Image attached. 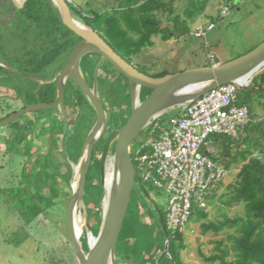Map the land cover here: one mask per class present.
Listing matches in <instances>:
<instances>
[{
  "label": "trees",
  "instance_id": "1",
  "mask_svg": "<svg viewBox=\"0 0 264 264\" xmlns=\"http://www.w3.org/2000/svg\"><path fill=\"white\" fill-rule=\"evenodd\" d=\"M66 2L74 17L92 27L118 53L128 59L141 53L145 47L153 46V37L156 35H161L162 39L167 41L175 37L174 33H186L190 29L187 22L179 20L178 16L173 20L174 28L161 17L164 13L173 14L174 0H123L120 8L106 11L92 10L89 14L80 4L71 3L68 0ZM0 5L16 10L13 18L0 16V28L4 25L6 30L10 29V34L6 37H13L16 40L12 47L6 44V49L11 51L10 53L6 52V56L9 58L12 55L13 60L2 62L10 68L0 65V71L5 72L6 74H4L11 80L14 79L13 75H20L35 82L26 94L22 93L24 98L20 97L22 98L20 99L21 109L36 103L54 102L57 98L56 82L41 84L23 73L31 74L43 80L53 78L63 68L67 58L74 47L83 39V36L63 23L52 0H28L20 9H17L11 0H0ZM189 11L188 9L187 13L192 17L194 12L191 10L189 13ZM1 41L2 38L0 37ZM62 55H64V60L60 63L61 60H58ZM99 57L98 54L90 53L83 60L87 71H91V76ZM56 62L58 66H54L57 64ZM168 73V71H163L155 77L164 76ZM100 82L105 84V79L100 78ZM145 89L152 91L149 88H143L141 97ZM241 89L243 88L239 87V103L249 106L253 121L244 130L248 133L247 139L244 138L243 140L242 138V141H239L240 138H235L239 143L246 140L249 145L241 152L245 163L238 173V180L229 187L231 193L227 204L243 203L244 215L233 218L225 215L224 219L219 222L202 223L204 234L209 231L219 233L226 229L233 231L227 235V240L231 242V245H225L224 241H219L217 244L218 252L209 257L201 252V256L206 261L218 262V264H264V160L259 156H254L258 151L264 152V118L254 120L257 115L254 114L252 103L254 97L264 99V74L257 77L250 86L244 88L248 92L250 102L240 101ZM65 105L71 126L67 140V152L70 158H73L80 156L87 134L96 120V113L83 91L73 82L72 85L70 82L66 85ZM19 110L9 112L1 119L10 117ZM58 112L61 114L60 119L57 118ZM75 113H77L76 118L73 117ZM24 120L27 122L24 123ZM166 120V118H162L161 122ZM39 123L41 125L38 127L41 129L36 128L37 133L30 138L32 126L34 127V124L38 125ZM7 126L9 129L15 130L11 134L16 140L17 153L30 157L39 150L32 143L35 138L45 133L46 129L51 130L50 145L45 150L46 153L41 161V166L37 171L32 172H26L24 169L21 182L16 186V215L21 217L24 224L29 225L41 214L57 207L59 205L57 199L62 194L72 195L73 170L66 161L62 143H59L55 136L58 132H64L65 118L59 107L39 109L35 114L27 113ZM233 141L234 139L228 136L214 137L215 145L219 148L224 147L227 155L230 153V146ZM12 146L10 144L9 150L14 148ZM101 153L102 143L99 142L93 152L85 193L88 216L94 234H98L101 225V202L104 197L100 169ZM56 157L59 159V163L55 162ZM132 157L136 170L140 174L133 150ZM224 158L223 164L230 169L231 160L226 156ZM214 159L218 161L219 158L216 156ZM235 159L237 158L235 157ZM60 183L62 190L63 188L66 189L65 192L61 191ZM144 183L156 198L154 194L156 188L153 184L148 181H144ZM47 189L48 192H46ZM12 191L14 192L13 188L10 194ZM138 193L148 201L149 206L138 197ZM215 196L216 191L208 197V204ZM139 206L149 214L151 224L141 220L138 212ZM163 212L165 214L164 210ZM208 217L209 212L206 208H196L190 221H204ZM168 234L170 236V254H164L166 234L161 220L153 204L136 183L119 238L118 264H124V262L131 260L138 264H188L184 262L181 256L182 250L187 248L183 231L175 233L168 231ZM82 241L84 248L88 250L84 239ZM68 243L71 245L70 239Z\"/></svg>",
  "mask_w": 264,
  "mask_h": 264
},
{
  "label": "rangeland",
  "instance_id": "2",
  "mask_svg": "<svg viewBox=\"0 0 264 264\" xmlns=\"http://www.w3.org/2000/svg\"><path fill=\"white\" fill-rule=\"evenodd\" d=\"M68 1L80 4L88 14L92 10L106 11L120 8V4L123 2V0ZM225 7L229 8L226 14L223 13ZM173 8V14L164 13L160 16L171 27L174 24L173 20L178 16L179 20L187 22L190 28L189 31L186 33L176 32L174 33L175 37L167 41L163 40L161 35H156L153 37V46L145 47L141 53L133 55V59L141 66V69L151 76L163 71L175 73L199 67L207 61L210 53L217 55L220 61L227 62L253 50L258 46L257 43L264 39V0H174ZM188 9L194 12L192 17L187 13ZM15 11V8H4L0 5L1 17L13 18ZM213 20L216 22V28L213 31L207 32L208 34L205 38L195 37L194 31L197 27H205ZM10 31V29L6 30L4 25L0 28V37L2 38L0 46H4L2 47L4 52L0 47V65L4 67L6 65L2 62L13 60L12 55L9 58L6 56V52H9L6 49V44L12 47V44L16 41L13 37H6L10 34ZM63 60L64 55L58 61L61 63ZM54 66H58V63ZM103 68L106 73L110 71L108 65ZM4 73L0 71V120L7 113L22 107L20 101V99L24 98L22 93L26 94L35 84V82L20 75H13V80L8 79L5 75L6 73ZM27 74L25 73L26 76ZM87 74L91 76V71L88 70ZM103 74L102 70L101 75ZM105 78L102 97L106 108L110 112V126L114 129L120 128L129 119V111L131 109L129 87L125 84L124 88L119 87V85L115 87L116 83H112V81L116 80L114 76L108 77L107 75ZM37 79L34 80L42 84L40 80L43 79L39 77ZM151 93L152 91L145 89L142 96L143 100L148 98ZM248 96V92L244 88L240 90V101L250 102ZM263 102L264 99L259 97L252 99L254 114L257 115L254 120L264 118ZM178 111L177 109L167 113L163 118L169 119L177 114ZM57 116L60 119L61 114L58 112ZM73 117L76 118L77 113L73 114ZM40 129L41 127H38V130ZM148 131L149 127L135 138L133 142L134 149L149 137ZM13 132L15 130L9 129L7 125L0 126V264H77L73 248L68 243L70 238L67 209L72 195L62 194L57 199L59 202L57 207L41 214L29 225L24 224L21 217L16 215V186L21 182L24 169L26 172H32L37 171L41 166V161L46 153V147L43 146V142L49 139L51 130L46 129L39 139L33 141L39 150L32 157L17 153L16 140L14 135L11 134ZM247 135V132H242L239 136V141H242V138L243 140L244 138L247 139ZM55 136L59 143L63 142L64 132H58ZM233 139L229 155L224 151V147L219 148L216 146L218 162L223 163L226 156V158L228 157L231 160V168L226 180L215 190L216 196L206 207L209 212L208 219L204 221L191 220L183 229L187 248L182 250L181 256L185 263L218 264V262L206 261L201 256V252L209 257L218 252L217 244L219 241H224L225 245H231V242L227 240V235L233 231L226 229L219 233L209 231L204 234L202 232V223L219 222L224 219L225 215L231 218L244 215L243 203L228 205L227 201L231 193L229 187L236 183L238 173L245 163L241 152L249 145V142L245 140V142L239 143L235 138ZM10 144L14 148L8 150ZM5 145L8 149L4 152L1 149ZM254 156H259L264 160V152L258 151ZM78 159L79 156L71 158L74 162H77ZM55 162L59 163L57 157ZM59 185L61 186V191L65 192L66 189L63 188L62 190L61 183ZM12 188L14 192L12 191V194H10ZM46 192H48V189ZM154 194L158 204L165 211L167 204L166 195L157 189ZM137 195L144 201V204H149L140 193ZM138 212L143 222L151 224L149 214L144 209H141L140 206ZM82 239H84L89 248L86 229ZM124 264L138 263L131 260L124 262Z\"/></svg>",
  "mask_w": 264,
  "mask_h": 264
},
{
  "label": "water",
  "instance_id": "3",
  "mask_svg": "<svg viewBox=\"0 0 264 264\" xmlns=\"http://www.w3.org/2000/svg\"><path fill=\"white\" fill-rule=\"evenodd\" d=\"M11 1L17 9H20L28 0ZM52 2L56 6L63 23L82 35L83 39L74 47L66 66L54 79L57 81L58 90L56 100L52 103L27 106L12 116L1 119L0 126L8 125L31 111L61 106L65 118L62 147L66 161L73 170L72 199L67 217L68 230L78 264H118L119 238L136 183L158 212L166 234L164 254H170V236L165 214L137 173L132 157L133 142L143 130L163 118L167 113L193 103L220 85L235 83L242 88L250 86L257 77L264 74V41L246 54L227 62L199 66L155 77L140 71L134 64L120 55L92 27L74 17L66 0H52ZM90 53L100 55L94 71L93 86L88 83L81 66L83 57ZM105 62L112 64L128 78L132 111L126 124L112 130L103 146L100 169L104 197L101 202V225L98 234L94 235L89 221L85 193L94 148L104 137L108 128V113L103 106L98 89L99 72ZM27 76L38 80L33 75L27 74ZM69 77L83 91L97 113V120L87 135L77 162L72 161L67 152L70 122L65 106V88ZM244 78L248 79L246 83L242 82ZM40 81L47 83L44 80ZM143 88L152 90L150 96L144 100L141 98ZM113 145L115 148L112 153ZM78 216L83 218L80 230L77 228ZM85 229L89 236L88 250L84 248L82 241L81 232L84 233ZM90 235L96 238L94 245L90 241Z\"/></svg>",
  "mask_w": 264,
  "mask_h": 264
},
{
  "label": "built area",
  "instance_id": "4",
  "mask_svg": "<svg viewBox=\"0 0 264 264\" xmlns=\"http://www.w3.org/2000/svg\"><path fill=\"white\" fill-rule=\"evenodd\" d=\"M215 27V22L199 26L194 35L205 38ZM209 59L217 63L215 54ZM178 110L166 121L151 124L149 137L133 148L141 179L166 195V225L174 233L183 231L196 208L207 207L208 197L229 175L214 159V137L239 138L253 121L249 106L239 103L235 83L220 85Z\"/></svg>",
  "mask_w": 264,
  "mask_h": 264
},
{
  "label": "flooded vegetation",
  "instance_id": "5",
  "mask_svg": "<svg viewBox=\"0 0 264 264\" xmlns=\"http://www.w3.org/2000/svg\"><path fill=\"white\" fill-rule=\"evenodd\" d=\"M104 38V37H103ZM105 39V38H104ZM106 40V39H105ZM108 42V41H107ZM120 54V53H119ZM88 55V54H87ZM121 55V54H120ZM123 56V55H122ZM86 57V55L83 57V59H82V62H81V66H82V70H83V72H84V75H85V77H86V79H87V81H88V83L90 84V86H93V84H94V72H93V75L92 76H88V74H87V70H86V66H85V62H83V60H84V58ZM124 57V56H123ZM69 58H70V56L67 58V60H66V62H65V64H64V66H63V68L66 66V64H67V62H68V60H69ZM128 62H130V63H132V64H134V66H136L140 71H142V72H144L142 69H141V66L133 59V56H131L129 59L127 58V57H124ZM99 59H100V57H99ZM98 62V61H97ZM97 64V63H96ZM105 65H108V68L110 69V71L109 72H104L105 70L104 69H102ZM95 67H96V65H95ZM95 67H94V71H95ZM62 68V69H63ZM108 68H107V70H108ZM61 69V70H62ZM61 70H59L56 74H55V76L53 77V78H51V79H49V80H44V81H46L47 83H43V84H50V83H54V82H56L57 83V81H54V79L56 78V76H57V74L61 71ZM103 70V75H101V71ZM108 75V77H115L116 78V80L115 81H112V83H116L115 84V87H118V85H119V87H123L124 88V84L127 86V87H129V95H130V83H129V80H128V78L126 77V76H124L123 74H121L112 64H110L109 62H105L103 65H102V67H101V69H100V72H99V77H98V89H99V92H100V96H101V99H102V103H103V106L105 107V109H106V111H107V113H108V118H109V121H108V128H107V131H106V134L104 135V137L100 140V143H102V151H103V146H104V143H105V141H106V138L108 137V135H109V133L112 131V130H114V128H111V126H110V119H111V117H110V112H109V110L106 108V105H105V103H104V99H103V97H102V89H104V85L105 84H103V83H101L100 82V78H103V80L104 79H106L105 77ZM90 77H91V79H90ZM106 81V80H105ZM70 82V84L72 85V82L74 83V84H76L75 82H74V80L71 78V77H69L68 79H67V83H66V85L68 84ZM102 86H101V85ZM77 85V84H76ZM121 85V86H120ZM78 86V85H77ZM142 92H143V90H142ZM57 94H58V90H57ZM142 98V97H141ZM36 104H38V103H36ZM32 105H34V104H32ZM28 106H30V105H28ZM66 106V105H65ZM27 107V106H26ZM60 109H61V111H62V108H61V106H58ZM25 108V107H24ZM24 108H22V109H24ZM130 108H131V98H130ZM21 108H20V110H22ZM94 109V108H93ZM39 110V109H38ZM38 110H35V111H31V112H28V113H32V114H35V112L36 111H38ZM95 111V110H94ZM131 111H132V108L130 109V111H129V117H130V115H131ZM95 113H96V111H95ZM27 114V113H26ZM62 114H63V112H62ZM25 115V114H24ZM23 115V116H24ZM22 116V117H23ZM64 116V115H63ZM96 120H97V113H96ZM96 120H95V122H96ZM24 123H26L27 122V120H24L23 121ZM94 122V123H95ZM39 125H41L40 123L37 125V124H34V127L32 126V130H31V132H30V138H32L31 136L32 135H34L35 133H37V130L35 131V130H33V129H38V126ZM94 125V124H93ZM47 126V125H46ZM93 127V126H92ZM70 128H71V126H70ZM64 131H65V128H64ZM88 135V134H87ZM42 136V135H41ZM41 136H39L38 138H35V140H37V139H39ZM87 138V137H86ZM34 140V141H35ZM46 142H43L44 143V146L47 148V146L49 147V139L47 140H45ZM33 143V142H32ZM33 145L36 147V145L33 143ZM84 145V144H83ZM97 147V146H96ZM95 147V148H96ZM83 148V147H82ZM94 148V149H95ZM114 148H115V145H113V147H112V149H111V151H112V153L114 152ZM132 150H133V148H132ZM94 152V151H93ZM101 155H102V153H101ZM80 157V156H79ZM100 159H101V156H100ZM78 264V263H77Z\"/></svg>",
  "mask_w": 264,
  "mask_h": 264
},
{
  "label": "bare ground",
  "instance_id": "6",
  "mask_svg": "<svg viewBox=\"0 0 264 264\" xmlns=\"http://www.w3.org/2000/svg\"><path fill=\"white\" fill-rule=\"evenodd\" d=\"M248 78V77H247ZM247 78H244L243 80H242V82L243 83H246L247 81H248V79ZM109 179V178H108ZM82 224H83V218L81 217V216H78V218H77V228H78V230H80L81 229V226H82ZM82 233V235H83V232H81ZM88 239H89V236H88ZM90 241H91V243L94 245L95 244V242H96V238L94 237V236H92V235H90Z\"/></svg>",
  "mask_w": 264,
  "mask_h": 264
},
{
  "label": "crops",
  "instance_id": "7",
  "mask_svg": "<svg viewBox=\"0 0 264 264\" xmlns=\"http://www.w3.org/2000/svg\"><path fill=\"white\" fill-rule=\"evenodd\" d=\"M211 22H215V21L213 20V21H211ZM215 23H216V22H215ZM215 28H216V27H215ZM215 28H214V29H215ZM214 29H213V30H214ZM213 30H212V31H213ZM263 41H264V39L261 40V41H259V42L257 43V45H259V44L262 43ZM257 45H256V46H257ZM212 54H214V53H212ZM215 57H216V62H217V63L222 62V61H220V60L218 59V56H217V55H215ZM208 59H209V54H208ZM208 59H207V61H206L205 63H203V64L200 65V66H206V65H209V63L212 64V61H211L210 59H209V60H208ZM6 144H7V143H6ZM7 149H8V147L5 145V146H3V149H1V150H3V151L5 152ZM8 150H9V149H8ZM230 168H231V167H230ZM0 173H1V172H0Z\"/></svg>",
  "mask_w": 264,
  "mask_h": 264
}]
</instances>
